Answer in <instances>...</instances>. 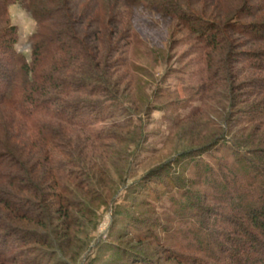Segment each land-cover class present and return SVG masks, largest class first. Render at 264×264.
Here are the masks:
<instances>
[{
  "label": "trees",
  "instance_id": "1",
  "mask_svg": "<svg viewBox=\"0 0 264 264\" xmlns=\"http://www.w3.org/2000/svg\"><path fill=\"white\" fill-rule=\"evenodd\" d=\"M16 1L0 0V264H35L28 254L32 245L50 246L49 223L68 236L74 214L83 212L74 190L82 189L84 174L77 156L102 157L89 143L125 142L113 130L130 125L117 118L127 112L119 102L120 73L134 8L175 20L193 36L198 78L191 95L199 103L183 118L214 112L230 137L215 140L207 132L173 160L176 177L158 184L175 188L182 200L164 220L174 227L147 216L132 241L146 240L145 252L175 264H264V0H22L36 25L29 59L16 48L18 30L8 14ZM75 131L84 137L77 140ZM147 181L133 186L136 197L159 196ZM125 251L143 264H163Z\"/></svg>",
  "mask_w": 264,
  "mask_h": 264
},
{
  "label": "rangeland",
  "instance_id": "2",
  "mask_svg": "<svg viewBox=\"0 0 264 264\" xmlns=\"http://www.w3.org/2000/svg\"><path fill=\"white\" fill-rule=\"evenodd\" d=\"M21 2L17 0L10 4L8 14L18 30L16 48L29 59V39L36 25ZM129 16L134 35L133 41L124 47L126 67L120 73L124 77H120L119 90L123 94L119 102L127 112L117 119L123 121L127 118L130 125L125 130H113L121 137L119 140L125 142L106 140L95 145L89 143L91 147L88 150L102 154L100 158L91 157L87 151V158H84L77 156L75 151L78 157L76 161L82 163L84 173L79 175L82 189L74 188L75 199L77 207L83 212L73 211L75 224L71 226L68 236L61 234L58 222L49 223V230L44 233H48L50 246L32 245L35 251L27 253L30 263L40 264L43 254L46 257L42 264H143L139 256L136 258L125 251L129 249L153 258L152 261L175 264L173 261H163L155 254L156 251L145 252L140 244H146V240L132 241L131 237L136 234L134 227L145 228L147 216L157 220L160 218L166 223L167 215H176L178 207L175 201L182 202L179 193L175 188L166 191L169 185H163L169 183L165 178L167 175L176 177L173 169L177 167L173 160L179 154L201 144L207 132L213 131L211 139L215 140L230 137V134L225 136L226 122L223 116L214 112L210 116L183 118L199 103L197 97L192 96L198 78L193 74L197 55V43L193 36L179 27L175 20L140 8H134ZM182 102L188 104L184 106ZM213 121L218 123L219 129L212 130ZM70 134L77 140L84 137L77 131ZM102 151H108L109 156ZM204 156L209 159L206 154ZM110 159L117 164L115 168L109 166ZM190 172L182 176L187 181L193 179ZM147 178L149 186L161 192L157 193L158 197L143 196V193L135 196L133 186ZM162 181L163 185L158 184ZM186 186L196 189L192 184ZM72 197L69 195L70 199ZM143 199L151 201L148 202L150 206L139 207ZM147 207L151 209V215L144 214ZM167 225L173 228L175 224ZM152 227L160 233L158 227ZM31 228L34 230L36 227ZM172 237L186 241L180 234L172 233ZM171 242L166 240L165 244L171 246ZM150 246L155 249L152 242ZM166 253L169 254V250Z\"/></svg>",
  "mask_w": 264,
  "mask_h": 264
}]
</instances>
